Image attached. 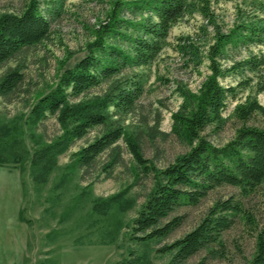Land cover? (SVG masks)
<instances>
[{
  "label": "trees",
  "instance_id": "obj_1",
  "mask_svg": "<svg viewBox=\"0 0 264 264\" xmlns=\"http://www.w3.org/2000/svg\"><path fill=\"white\" fill-rule=\"evenodd\" d=\"M65 2L26 0L19 11L0 12V68L23 50L52 38V25L61 16L59 12L63 11ZM112 3L105 20H98L89 29L91 39L85 43L86 55L66 69L65 60L74 54L66 51V58L59 62L61 72L56 82L33 101L29 113L9 120L0 115V168L13 166L25 171L29 164L35 184L47 185L59 167V157L75 141L101 127L104 132L100 136L73 154L76 164L73 167L84 178L96 169L101 155L109 150L113 152L116 144L124 139L133 158L134 184L109 198L93 200L89 223L96 227L98 236L95 241L78 239L76 244L118 245L124 227L127 241L142 247V251L128 247L130 258L121 264H152V246L164 243L183 226L185 216L175 215L179 210L198 206L211 191L223 186L238 188L245 196L264 186V127L249 125L256 116L264 118V106L257 99L235 107L233 118L239 126L227 144L214 145L206 135L209 129L219 133L225 128L228 100L236 95L233 87L226 88L220 83L227 75L218 61L223 47L231 42L235 46L253 41L263 44L264 26L245 27L243 31L248 35L240 33L230 40L218 38L209 48L210 74L198 92H182V107L173 116L172 132L188 151L168 166L159 167L146 158L131 134L112 122L110 109L129 113L143 94L142 84L132 79L116 80L104 94L90 92L127 69L152 63L166 47L171 30L179 22L197 13L210 18V0H116ZM180 50L196 66L204 61L192 41L183 43ZM243 67L259 74L264 68V57L237 63L233 70ZM23 82L19 68L8 70L0 78V98L14 96ZM260 91H264V85ZM51 116L57 121L59 134L48 140L37 129ZM114 153L104 166L106 173H111L120 162V154ZM140 181H147L149 185L142 203L130 196L131 189ZM130 212L135 213L134 217L125 221L123 215L128 216ZM239 217L255 224L240 201L234 198L219 201L191 232L171 244H164L156 252L170 258L166 264H184L205 250L212 253L214 246H223L224 234ZM248 264H264V226L257 228L255 252Z\"/></svg>",
  "mask_w": 264,
  "mask_h": 264
},
{
  "label": "rangeland",
  "instance_id": "obj_2",
  "mask_svg": "<svg viewBox=\"0 0 264 264\" xmlns=\"http://www.w3.org/2000/svg\"><path fill=\"white\" fill-rule=\"evenodd\" d=\"M115 1L66 0L63 11L59 12L61 16L52 25V38L23 50L0 68V78L13 68H19L24 76V82L14 96L0 98L3 118L9 120L29 113L33 101L56 82L61 72L59 62L66 58V51L74 53L70 60H65L66 69L75 66L86 55L85 43L91 39L89 29L98 20H105ZM25 2L0 0V12L19 11ZM209 7L210 18L205 19L197 13L179 22L171 30L166 47L152 63L127 69L90 92L91 95L104 94L116 80L132 79L142 84L143 94L129 113L120 114L110 109L112 122L131 134L141 145L146 158L159 167L168 166L178 155L188 151L172 132L173 116L182 107V92H198L210 74L209 48L218 38L229 37L230 40L239 37L240 33L248 35L243 31L245 27L264 26V0H210ZM189 41L195 43L204 59L199 66L187 58V54L181 53L180 46ZM231 43L223 47L218 60L227 71L220 83L226 88L233 87L236 95L228 100L225 128L219 133L211 129L206 132L217 146H224L235 136L239 123L233 118V111L237 105L257 99L264 106V91H260L264 85V68L256 75L244 67L233 70L237 63L264 57V42L253 41L238 46ZM249 125L264 127V118L256 116ZM37 132L48 140L56 137L59 126L55 117L42 122ZM103 132L104 129L99 127L75 141L69 151L59 157V167L47 185L35 184L29 164L25 171L13 166L0 168V264H121L130 258L128 247L142 251V247L127 241L124 227L118 245L76 244L78 239L95 241L98 236L96 227L89 223L93 200L109 198L134 184L133 158L124 139L114 148V154L119 153L121 159L111 173H106L104 166L110 162L112 150L101 155L96 169L84 178L73 167L76 165L73 154ZM148 188L147 181H140L133 186L130 196L142 203ZM230 198L242 203L255 224L237 218L234 226L224 234L222 247L214 246L212 253L202 251L184 264H248L255 252L257 228L264 226V186L250 196L243 195L238 188L223 186L211 191L198 206L179 210L175 215L185 216V222L171 238L152 246V264L168 263L170 258L158 254L157 249L191 232L215 203ZM134 215L130 212L128 216L123 215V219L128 221Z\"/></svg>",
  "mask_w": 264,
  "mask_h": 264
}]
</instances>
